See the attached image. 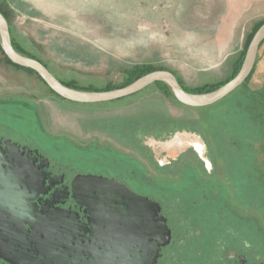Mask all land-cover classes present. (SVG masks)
I'll return each mask as SVG.
<instances>
[{"label":"rangeland","instance_id":"374dc122","mask_svg":"<svg viewBox=\"0 0 264 264\" xmlns=\"http://www.w3.org/2000/svg\"><path fill=\"white\" fill-rule=\"evenodd\" d=\"M0 3L9 10L12 36L23 49L59 80L94 89L119 87L128 71L142 65L173 72L187 88L224 82L248 35L264 20V0ZM257 56L247 85L214 104L190 107L154 83L109 101L67 100L0 52V133L73 172L108 171L128 182L155 184L154 157L184 151L161 175L178 181L188 171L190 186L165 195L183 197L194 216L196 199L212 224L244 232L264 251V139L245 110L250 90L262 83L264 41ZM185 126L195 132L178 129L167 140L150 135ZM185 136L189 144L170 146ZM192 141L203 146L207 164ZM210 224L201 225L207 230Z\"/></svg>","mask_w":264,"mask_h":264},{"label":"water","instance_id":"95a60500","mask_svg":"<svg viewBox=\"0 0 264 264\" xmlns=\"http://www.w3.org/2000/svg\"><path fill=\"white\" fill-rule=\"evenodd\" d=\"M263 40L264 22L251 37L235 76L209 92L186 91L176 76L166 69L153 70L127 85L110 90H83L63 84L39 60L17 52L11 41L8 21L0 12V46L4 55L11 62L33 70L60 97L82 103L119 99L162 81L184 105L203 107L214 104L237 89L249 76ZM6 144L5 156L0 149V258L10 264H150L147 250L141 251V247L151 246L155 250V243L147 242L154 239L162 243L163 238L162 233L148 232V214L141 212L150 203L146 197L137 195L112 177L91 173L75 175L71 181L72 197L90 209V215L99 222L97 233L84 243L81 236L86 227L85 224L82 227L76 213L50 212L47 217H41V212L32 209L30 200L40 190L37 168L49 164L47 157L35 166L21 156L23 148L9 140ZM124 204L137 207V212L127 213ZM141 219L145 220L142 231ZM137 246H141L140 249Z\"/></svg>","mask_w":264,"mask_h":264},{"label":"flooded vegetation","instance_id":"af4514ba","mask_svg":"<svg viewBox=\"0 0 264 264\" xmlns=\"http://www.w3.org/2000/svg\"><path fill=\"white\" fill-rule=\"evenodd\" d=\"M170 137L172 135L168 138ZM168 138L163 140H167ZM187 138L185 136L183 139L173 140L170 146L189 144ZM6 140L14 142L23 148L21 156L25 157L28 162H33L35 166H38L43 161V157H47L39 149L31 147L29 144L17 140L11 135L0 133V149L4 156L6 153L3 150L7 148ZM192 142H194L197 152L201 154L200 158L207 164L208 161L205 155L202 154L203 149L199 147V143ZM35 150H37V153H35ZM183 153L185 152L181 151L172 155L166 152H160L161 157H154L155 162H159L157 165V175L155 177L153 176L156 181L155 184L141 182L138 179L128 182L123 180L119 175L108 171L73 172L68 167L66 168L58 164L55 165L47 157L49 164L37 168V183L39 184L40 190L36 193V197L30 200V203L33 204L32 209L36 212H41V217H47L50 212L76 213L78 221L82 222V227L83 224L86 227L84 234L81 236L85 243L86 239H92L95 233H97L99 222L90 215V209L79 204L72 197L71 181L79 173H91L112 177L119 180L137 195L146 197L150 202L149 205L141 209V212L146 211L148 214V225L150 226L148 232L162 233L163 240L162 243L154 239L147 242L149 244L155 243V250L150 248L151 246L146 247L142 245V247H136L137 249L141 247V251L147 250V257L150 264H264V251L255 244L249 235L233 230L231 227H225L223 224H212V221L201 213V209L198 208L199 204H196V199L192 200L193 206L196 209L195 211L198 212L194 216L190 210L189 212L185 210L183 197H169V195H165L166 192L170 191H184L190 186L188 176L191 173L188 171L183 170L178 181H172L170 180L171 178H164L161 175V171L169 168V165L177 161ZM33 156L35 159H33ZM3 168L5 169L6 167ZM194 174H197V172ZM124 209L129 214H134L138 210L137 207H131L128 204H124ZM109 210H112V208H109ZM35 219L39 220L37 216H35ZM202 222L211 223L209 228H206L207 230L202 228ZM144 223L145 220L141 219V231L144 228ZM42 224L44 223L42 222ZM104 229L106 231L107 227L104 226ZM0 264L10 263L0 258Z\"/></svg>","mask_w":264,"mask_h":264},{"label":"trees","instance_id":"16d2710c","mask_svg":"<svg viewBox=\"0 0 264 264\" xmlns=\"http://www.w3.org/2000/svg\"><path fill=\"white\" fill-rule=\"evenodd\" d=\"M0 12L4 15V17L7 19L8 21V25H9V31H10V36H11V41H12V44L15 48V50L23 55H26V56H29V57H32V58H35L37 60H39L41 63H43L40 59H38L37 57H35L34 55H32L30 52L26 51L25 49H23L13 38L12 36V28H11V25H10V13H9V10L6 9L4 6H3V3H0ZM264 22L261 21L259 22L253 29V31L248 35L247 37V41L245 43V47L239 52L238 56L234 59L233 61V64H232V69H231V74L229 76V78L227 80H225L224 82H220L219 84H214V83H205L203 85H200V86H197V87H194V88H187L185 87L183 84H181L180 80L177 78L178 82L181 84V86L188 92H192V93H204V92H209V91H212L216 88H218L219 86H221L222 84H224L225 82H227L229 79H231L233 76H235V74L238 72L241 64H242V61L244 59V56H245V52H246V49H247V46L249 44V41L251 39V37L253 36L254 32L257 30V28ZM264 41V40H263ZM262 41V42H263ZM261 42V44H262ZM260 44V45H261ZM0 52L1 54L3 55V57L5 58V60L8 62V63H11L17 67H20V68H23V69H26L34 74H36L33 70L29 69V68H26V67H22L20 65H17L13 62H11L3 53L2 51V48L0 46ZM258 56L256 58V62H255V65L257 63V60H258ZM44 64V63H43ZM45 65V64H44ZM255 65L251 71V73L249 74V76L245 79V81L238 87H243L245 85H247L248 83V80L250 78V76L252 75L253 71H254V68H255ZM46 66V65H45ZM47 67V66H46ZM153 70H157L156 68L152 67V66H149V65H142V66H138V67H135L133 69H131L130 71H128L127 75H126V79H125V82L123 85L121 86H124V85H127L129 83H131L132 81L136 80L137 78H139L140 76L148 73V72H151ZM173 73V72H172ZM174 74V73H173ZM259 74H263L261 75V77L263 76L262 78V83L259 87L257 88H253L252 90H250L251 92V101L248 105L245 106V110L247 111L248 115L250 116V118L254 121V122H257L258 125H259V128H260V131H261V135L263 136V139H264V70L261 71ZM37 75V74H36ZM37 77L42 80V78L40 76L37 75ZM43 81V80H42ZM63 84L69 86V87H72V88H76V89H83V90H110V89H113V88H117V87H110V86H105L104 88L102 89H94V88H90V87H80V86H76L75 84L73 83H70V82H65L63 80H60ZM44 82V81H43ZM45 83V82H44ZM46 84V83H45ZM165 95L167 96H171L173 97L175 100L176 98L174 97L170 87L162 82V81H157L154 83ZM119 86V87H121ZM48 87V86H47ZM49 88V87H48ZM49 90L51 92L54 93V91L52 89L49 88ZM56 94V93H55ZM59 96V95H58ZM60 97V96H59ZM178 101V100H177ZM179 102V101H178ZM180 103V102H179ZM188 130V131H194V129H192L190 126H185V127H179V128H169V129H162L161 131H159V134H153V133H150V135L154 138H157V139H166L168 138L169 136H171L175 130ZM261 169L264 170V158H263V162L261 163ZM262 178H263V182H264V173L262 175Z\"/></svg>","mask_w":264,"mask_h":264},{"label":"bare ground","instance_id":"6f19581e","mask_svg":"<svg viewBox=\"0 0 264 264\" xmlns=\"http://www.w3.org/2000/svg\"><path fill=\"white\" fill-rule=\"evenodd\" d=\"M199 147L203 149V146L199 143Z\"/></svg>","mask_w":264,"mask_h":264}]
</instances>
